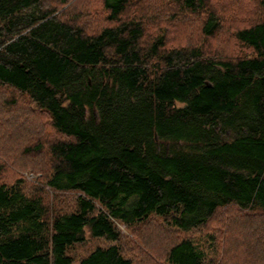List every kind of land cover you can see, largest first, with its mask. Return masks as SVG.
Wrapping results in <instances>:
<instances>
[{
    "label": "trees",
    "instance_id": "obj_1",
    "mask_svg": "<svg viewBox=\"0 0 264 264\" xmlns=\"http://www.w3.org/2000/svg\"><path fill=\"white\" fill-rule=\"evenodd\" d=\"M48 1L0 0V109L58 135L21 148L47 172L0 180V264H134L118 224L152 218L162 262L264 264V0H102L95 31ZM47 190L73 196L53 214Z\"/></svg>",
    "mask_w": 264,
    "mask_h": 264
},
{
    "label": "rangeland",
    "instance_id": "obj_2",
    "mask_svg": "<svg viewBox=\"0 0 264 264\" xmlns=\"http://www.w3.org/2000/svg\"><path fill=\"white\" fill-rule=\"evenodd\" d=\"M63 7L60 5V0H49V4L51 6L57 5L59 7V13L65 15V18L69 17L73 19V22L84 25L85 28L89 31L99 30L102 26L107 24L105 19L106 13H100L98 10H101L102 0H64ZM159 4H161V0H157ZM77 4H76V3ZM225 1L221 3L224 4ZM133 3V1H132ZM221 3L217 6L218 11L221 12L220 7ZM79 4V5H78ZM147 0H139L137 2L138 8L145 9ZM149 6H152L148 4ZM154 5V4H153ZM61 6V7H60ZM74 6V7H73ZM69 10H68V9ZM177 8V6H176ZM70 9L71 12H70ZM131 10L136 9L133 7ZM74 11V13L72 12ZM96 12V14H95ZM70 13V14H69ZM69 15V16H68ZM171 32L174 28L169 27ZM212 45V43H210ZM214 48V47H213ZM21 100V99H20ZM0 101H3L0 97ZM30 106V107H29ZM25 108V110H21L24 107H20V110L17 109L15 113L10 114L6 119L5 111L0 109V123L3 129H6L4 132L0 131V161L5 160L7 166L5 165L4 175L0 178V180L11 181L16 176H20L22 171L24 175L28 179L29 182H34L33 179L39 178L41 173V169L47 172L48 163L43 160L40 164H38V160L40 158H28L27 155L23 154V150L27 144L26 141L35 143L42 140L44 143L49 142L53 138H57L58 135L55 132H49L48 130V121L49 118L46 115H37L32 109L31 105ZM19 117L15 120L14 118ZM5 119V120H4ZM15 120L14 123L17 124L22 122L25 125L16 130V132L12 131V128L9 127L7 123ZM11 125V124H10ZM9 134L10 139L6 140L5 136ZM5 140V141H4ZM39 157H42L40 155ZM37 166V167H35ZM35 170L36 173L33 172ZM38 171V172H37ZM42 172V171H41ZM72 194H63L59 193L57 195H53V193L47 190L45 193L46 201L49 203V206L52 208L53 214L58 211H61V207L66 206L67 201L71 199ZM223 212H228L229 214H236L237 209L229 208L224 210ZM226 215V214H224ZM227 218V217H226ZM216 222L220 221V219H215ZM214 220V222H215ZM213 222V224H214ZM118 228L122 233L121 240L119 242L120 247L124 251V255L133 259L134 264H167L162 262L163 259L158 258L157 253H160L164 247L155 248L151 243L150 239L154 240L156 247L159 246L162 242L164 236L162 234H166L167 226L157 218H152L147 224L145 222L137 224L133 228H128L124 224H118ZM215 228H212L211 225L208 227H200L194 231V236L196 238L195 242L202 241V237H206V233L216 232ZM168 232V231H167ZM202 236V237H201ZM86 241L83 243H77L69 248V254L74 257L75 260L79 261L83 257H85L91 250L97 247L100 244H105L104 240H95L93 239L89 231L86 234ZM167 238V237H165ZM225 234L219 235L216 237L215 242L219 243L218 254L215 256L218 260L222 259L225 256L227 250H225ZM203 242L206 243V239L203 238ZM160 243V244H159ZM207 244V243H206ZM203 246V245H202ZM205 246V245H204ZM154 248V249H150ZM207 249V247H205ZM152 251L150 252L149 251ZM209 250V249H208ZM146 256H150L147 258ZM158 258V259H157ZM151 259V260H150ZM217 260V261H218ZM239 264V263H237Z\"/></svg>",
    "mask_w": 264,
    "mask_h": 264
},
{
    "label": "bare ground",
    "instance_id": "obj_3",
    "mask_svg": "<svg viewBox=\"0 0 264 264\" xmlns=\"http://www.w3.org/2000/svg\"><path fill=\"white\" fill-rule=\"evenodd\" d=\"M66 3V2H65ZM76 3V2H75ZM64 4V3H63ZM77 4V3H76ZM60 5H61V3H60ZM79 5V4H78ZM61 7V6H60ZM74 7V6H73ZM68 9V8H67ZM69 10V9H68ZM71 10L72 9H70V12H71ZM73 13H74V11H72ZM70 14V13H69ZM69 16V15H68ZM86 28H88V27H86ZM54 130V129H53ZM48 131V130H47ZM5 141V140H4Z\"/></svg>",
    "mask_w": 264,
    "mask_h": 264
}]
</instances>
